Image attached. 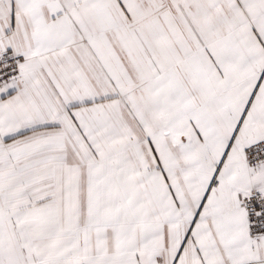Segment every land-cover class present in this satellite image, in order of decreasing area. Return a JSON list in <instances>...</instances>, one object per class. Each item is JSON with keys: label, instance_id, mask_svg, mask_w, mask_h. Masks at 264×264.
I'll return each mask as SVG.
<instances>
[{"label": "snow or ice", "instance_id": "snow-or-ice-1", "mask_svg": "<svg viewBox=\"0 0 264 264\" xmlns=\"http://www.w3.org/2000/svg\"><path fill=\"white\" fill-rule=\"evenodd\" d=\"M0 264H264V0H0Z\"/></svg>", "mask_w": 264, "mask_h": 264}]
</instances>
